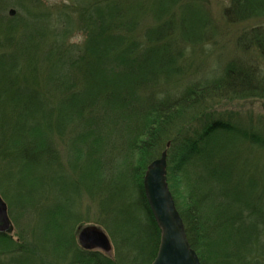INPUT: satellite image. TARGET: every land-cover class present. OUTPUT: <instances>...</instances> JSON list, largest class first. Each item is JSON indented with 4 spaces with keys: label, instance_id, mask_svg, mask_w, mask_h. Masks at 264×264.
I'll return each mask as SVG.
<instances>
[{
    "label": "trees",
    "instance_id": "16d2710c",
    "mask_svg": "<svg viewBox=\"0 0 264 264\" xmlns=\"http://www.w3.org/2000/svg\"><path fill=\"white\" fill-rule=\"evenodd\" d=\"M72 1L73 8H58L73 16L63 12L55 22L41 0H0V195L9 212L38 209L41 220L49 224L56 216L71 232L84 196L109 216L102 225L114 257L81 249L71 234L60 264H151L160 230L143 177L166 150L168 188L199 264H264V173L258 177L235 154L242 147L264 153V138L198 113L215 94L264 99V74L231 62L217 82L163 93L170 66L210 33L200 10L190 2L178 21L173 15L161 21L182 1L159 0L149 25L144 19L155 0ZM8 7L18 14L7 16ZM223 16L234 23L264 17V0H231ZM74 33L84 36L80 46L68 43ZM237 47H253L264 58V28L243 33ZM132 99L144 100L126 125L123 113L134 109ZM66 133L79 145L67 166L53 144ZM117 141L121 168L112 164ZM178 167L189 177L178 191L185 210L171 185ZM7 243L0 234V254ZM43 247L57 252L54 244Z\"/></svg>",
    "mask_w": 264,
    "mask_h": 264
},
{
    "label": "rangeland",
    "instance_id": "374dc122",
    "mask_svg": "<svg viewBox=\"0 0 264 264\" xmlns=\"http://www.w3.org/2000/svg\"><path fill=\"white\" fill-rule=\"evenodd\" d=\"M158 1L159 0L154 1L156 6H154L152 1L149 3L148 10L151 13V17L149 14V17L145 16L144 24H153L151 23L150 18L157 17L159 13V9L157 8ZM181 1L182 4L178 2V4L171 7L168 12H163L161 21L172 17V15L178 21L183 14L182 6L191 2L193 3L191 8H197L204 15L202 16L201 22H204L206 17L210 33L202 43L198 44L196 47H189L174 67L170 66L171 69H173V72L168 74V77L165 76V81L161 82L160 87L163 89V93H172L175 90L180 91L187 85H197L206 81L217 82L222 77L225 70L224 67L231 62L243 63L246 66L252 67L256 74H258L256 76L260 77V75L262 76L264 74V58L254 52L253 47H249L246 51L237 47L238 39L243 33L248 32L252 28H264V17L251 19L241 23L228 22L224 18L223 12L229 7L231 0ZM71 2L73 3L72 0H41V4L46 6L44 8L49 7L51 10L52 13L49 14L55 22L58 20L60 16L59 14L65 12L61 10L62 12L59 13V5L65 3L70 8H73L74 3L72 4ZM186 6L185 8H187ZM53 7L54 11L52 10ZM11 10L14 11L13 16L18 14L17 10L12 7L6 8L5 14L9 17H13L9 15ZM65 13L70 17L73 16L70 11H66ZM139 26L135 32L136 35L138 34L137 38H139L143 31ZM83 40L84 36L81 33H74L68 43L80 46L83 43ZM175 69H177V73ZM160 92V89L154 90L153 94L157 96ZM159 97L160 99H167L164 94L159 95ZM220 97L222 96L215 94L213 99H208L198 112L199 116L202 117L205 115V118L210 117L211 119L230 121L233 125L240 127L244 132L246 131L247 134L250 131L257 132L261 135V138H264V99L246 97L228 100ZM143 100L144 99H132L134 109L127 110L123 113L124 117L127 118L126 125H128L129 121L133 119L135 110L141 108L140 105L143 103ZM115 131H119L117 127L115 128ZM68 133L70 134V132ZM68 133H66V136L60 143L57 139L53 140V144H55V140L56 143L59 144H56L57 151L62 158L61 162L65 166H67L68 160L72 158L73 154H75L74 149L79 148L74 136L68 135ZM111 139L115 140V138ZM118 141L116 150H114V153L111 156L114 159L112 160V164L121 168L123 165L121 164V155L117 151V148L120 145V142L118 143ZM242 148L237 149L235 154L240 156V158H243V160L247 162L249 169H253V171L255 170L256 175L261 177L264 173V153L259 150L249 152V150ZM135 164H138V160ZM173 167H175V165L172 166V169ZM182 175L183 172L180 171V167L173 171L171 179L173 176L174 177L171 181V185L173 191L176 193L175 195L179 207L185 210L187 203H184L185 199L178 195V191H181L182 193V191L186 189L189 177L188 180H185L186 178ZM258 179L260 180V178ZM0 193L2 194L1 190ZM82 198L79 207V223L75 225L74 230H72L73 232L71 231L72 233L68 232L60 221H57L58 217L56 216L50 220L49 224L47 220L42 219V221L38 209L30 210V212L23 215L15 213L14 210L13 213H10L8 210V203L5 201L10 221V230L1 233V235L5 236V239L8 242V247H4L6 248V251L0 254V263L10 264L12 260H18V263L21 264L20 261L23 262L26 260L30 264H60L59 256L61 257L62 253H64L67 240L70 239L72 234L76 244L80 247L77 235L79 230L84 228H96L107 235L111 244V252H99L113 258L114 245L108 230L102 225L104 221L108 220L109 216L105 217V215H103L104 212L99 209L96 203L84 196ZM51 244L56 246L54 247V249L57 250L56 254L53 252L52 255L50 251L47 253L46 249L43 247V245L49 247ZM9 248H11V250H9ZM49 252L51 255H48ZM57 255L58 257H56Z\"/></svg>",
    "mask_w": 264,
    "mask_h": 264
},
{
    "label": "water",
    "instance_id": "95a60500",
    "mask_svg": "<svg viewBox=\"0 0 264 264\" xmlns=\"http://www.w3.org/2000/svg\"><path fill=\"white\" fill-rule=\"evenodd\" d=\"M14 11L9 12L13 16ZM169 143L167 144V148ZM166 150L146 168L143 177V190L150 211L160 230V243L155 259L151 264H199L191 249L181 219L175 208L166 181ZM10 230L7 206L0 196V233ZM83 250L111 252V244L105 233L96 228H84L77 235Z\"/></svg>",
    "mask_w": 264,
    "mask_h": 264
}]
</instances>
